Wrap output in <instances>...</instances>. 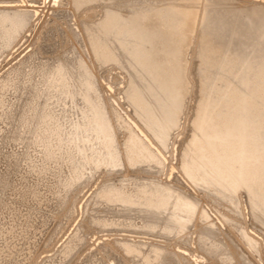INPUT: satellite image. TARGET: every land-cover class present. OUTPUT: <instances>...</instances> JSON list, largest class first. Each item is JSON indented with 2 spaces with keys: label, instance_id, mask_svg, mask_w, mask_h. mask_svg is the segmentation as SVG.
Instances as JSON below:
<instances>
[{
  "label": "bare ground",
  "instance_id": "1",
  "mask_svg": "<svg viewBox=\"0 0 264 264\" xmlns=\"http://www.w3.org/2000/svg\"><path fill=\"white\" fill-rule=\"evenodd\" d=\"M19 1L0 0V64L33 23L29 10L3 5ZM66 1L53 13L52 27L43 25L36 49L0 77V205L4 193L7 197L5 189L14 192L12 188L19 184L23 185L18 194L37 200L42 177L51 174L44 190L50 194L49 208L41 213L37 203L30 206L34 214L42 210V219L0 217V264H264L260 251L264 248V142L255 133L250 135L244 122L254 115L237 110L230 127L215 137L200 133L196 122L199 134L179 160L187 181L204 193V199L164 179L167 165L160 155L180 131V100L190 94L186 86L196 90L198 80L213 73L209 59L218 57L216 44L222 49L216 81L227 70L228 54L238 56L232 67L238 74L231 83L234 88L248 95L253 81L264 77L261 67L251 71L249 60L264 58V5L258 0H187L201 1V6H186L182 0ZM100 11L105 12L103 17ZM72 13L78 20L73 23L68 21L74 19ZM55 36L67 43H62L63 51L56 49L60 41L55 43ZM48 37L55 45L47 42ZM196 39L211 45L210 53L189 70L183 51ZM243 39L246 44L236 48ZM172 40L177 45L170 53ZM47 43L54 53L61 52H50L46 58ZM106 64L122 68L133 86L128 102L141 112L135 127L103 95L98 77ZM155 65L169 78L151 83L149 70ZM245 70L251 71L248 78L239 74ZM168 82L173 86L166 94ZM205 90L210 103L201 104L198 114L209 121L213 104L219 102L214 92ZM89 126L98 131L99 151L93 160L87 155V161L77 140ZM69 137L75 141L66 144ZM228 141L231 145L224 148ZM204 152L208 159L202 163L198 155ZM103 174L98 189L79 207L84 196L80 188ZM77 216L81 217L78 224L56 247L61 226L71 225ZM51 217L57 219L56 226L37 237L42 232L37 228ZM43 247L51 254L41 260Z\"/></svg>",
  "mask_w": 264,
  "mask_h": 264
},
{
  "label": "rangeland",
  "instance_id": "2",
  "mask_svg": "<svg viewBox=\"0 0 264 264\" xmlns=\"http://www.w3.org/2000/svg\"><path fill=\"white\" fill-rule=\"evenodd\" d=\"M61 1H63V0H43V1H40V2L31 3V2H28L27 0H21L19 2L3 3V5L7 6V7L21 6L23 9L29 10L30 13L33 14V23H31V27H35L34 28L35 30L31 31V27L27 28L24 31V34H23L25 39H22L21 43H18V45H15V46L11 47L10 52H9L10 56L6 57V59L0 64V66H1L0 68H2V70L0 72V77L3 75V73L5 71L10 69L12 66L16 65L18 61H20L22 59H25L27 56H29L36 49V46H38L40 44L39 43L40 38L37 35L39 33H43L44 32L43 30H45V27H43V25L46 22L48 23L47 27L48 26L52 27V25L54 23L52 22L51 17H52V15H53V13L55 12L56 9L63 8V6L61 4H59ZM162 1H164V0H161V2ZM182 1H183L182 3L184 5H186V6H188L191 3L192 4H198V5L200 4V6H201V3H202L201 1H199V2H193V1H187V0H182ZM155 2H159V1L157 0ZM258 2H261V4L264 5V0H258ZM69 5L67 4L66 8L71 9V7ZM89 9H87L86 11H88ZM71 11H73V10H71ZM83 11H85V10L83 9ZM73 13H75V11ZM73 13H72V16H71L72 18H74L73 20L68 17L69 18L68 21H71L72 23L77 20L76 16H74L75 14L77 15V13H75V14H73ZM100 13H101V17H103L104 14H105V12H102V11H100ZM124 19H125V17L123 16L122 19L119 22L122 23L124 21ZM158 22H161V21L158 20ZM171 23L173 25H176L177 21L176 20H174V21L171 20ZM64 24L65 23L62 22V25H64ZM64 26L66 27V25H64ZM203 27L204 26H200L201 29ZM81 29H82L81 26H79V25L76 26V31L77 32L81 31ZM50 37L52 38V35H50ZM50 37H48V40L49 39L51 40ZM55 37H56V39L54 37H53V39L55 40L54 42L57 43V41L60 39V37H58V38H57V36H55ZM53 39H52V41L49 40L47 42L53 43ZM61 40H59L60 42L58 41L59 43L56 44L57 45L56 49L60 50L62 48L61 51H63L64 50L63 46H62L63 41H61ZM23 41H25V42L23 43ZM64 42H65V39H64ZM50 43L49 44L47 43L49 51L46 54V56L48 55L46 58H50L49 57L50 55H53V54L57 55V53L59 54L61 52V51L60 52L56 51L54 53L53 50H52L53 46ZM55 43H53V44L55 45ZM198 43H199V40L196 39V41L194 42L193 46L188 45L187 47L184 48L183 53L186 56L185 60L187 61V63H189L188 64V69L189 70H192V66L193 65L194 66L195 65H200L203 62V60H204V56L207 53H210L208 50L210 49L211 45L208 44L209 46L208 45L204 46L203 44H200V43L198 44ZM19 44H21V45H19ZM175 44L177 45V41H173L172 40V46L170 48V53H172L175 50L174 49L175 48ZM245 44H246V41L243 39V40L239 41V43L236 44V48H242ZM63 45L67 46V43H63ZM58 46H59L60 49L58 48ZM216 48L219 49V51L217 53L218 57H213L212 56V58L209 59V65H212V68H214L213 69V73L208 74V77L205 76V78L204 77L200 78V80H198L199 82H198V87L196 88V90L194 89V90L191 91V89H192L191 86L190 85L186 86L187 87V91L186 92L190 93V94H185L184 97H182L181 100H180L181 102H180L179 106H180V109L183 110L182 111L183 112V114H182L183 116H182V120H181L180 131H179V129L176 130V132L174 133V137H172L171 140L168 142L167 147H166L167 148L166 149L167 152H164L163 155L159 153L161 155V157L165 160L166 165H167L166 169H165L166 171L163 174V178L166 179L170 183L179 184L180 186H183L186 189L190 188L195 194H198L202 198L204 196V193L202 191L194 188V185L187 181L186 175L183 172V170L181 169L180 160H179L180 156H181V154L183 152L189 151L190 145L193 144L196 135L199 134V130H200V133H202V134L207 133V134L213 135L215 137V135H218L221 132L222 129L225 131V130L228 129V125L230 127V125H231L230 121L232 120L234 115L238 114L239 110H240L239 112L242 111V113L245 110V111H248V112H250V113H252L254 115V118H247L244 121L246 123L245 125H246V127H247V129L249 131V134L252 135V133H255L256 137L258 138V140L264 142V77H261L259 79H255L253 81L254 87H253V89L250 91V93L248 95H246V91L245 90L234 88V86H232L231 83H233L235 77L238 74L233 72L232 67L236 64V62L238 60V56L237 55H233V54H230V55L228 54L227 57H226L227 66H228L227 70H225V72L223 74L224 76L222 77V79L219 80V81H216L217 79L215 78L214 75H216L218 73L217 72L218 68H219L218 65H219V62H220V57L219 56H220V54H222L221 45L220 44H216ZM54 50H55V48H54ZM49 53H50V55H49ZM44 57H45V55H44ZM249 58H250V56H249ZM249 60H250V64H251V71L255 70V69H258L260 67H261V69H264V58L263 57L262 58L261 57L260 58L259 57L258 58H250ZM108 65L106 64L108 69H107V67L106 68L104 67V69H102L103 75H102V72H101L102 76L100 75L98 77L99 78V84L102 85V86L101 85L100 86H101V88L103 87L102 89L105 92V93H103V95L105 94L104 96L108 97V100L111 101V105L113 106V108H115L117 110V114L122 116L127 121V123L130 124L132 127H135L140 122L141 112H135L132 109V106L128 102V100L131 98V94H132L131 90H132L133 86L131 85V83L126 81L125 74H123L124 72H122L123 71L122 68H120V67L118 68V67L115 66V67H113L114 69H116V68L117 69H121V71L120 70L115 71L112 68L113 65H111V64H108ZM189 65H190V67H189ZM167 67L169 68V70L172 68V66L169 65V64L167 65ZM111 68H112V70H110ZM111 71H113V73H111ZM171 71H174V70L171 69ZM250 72L249 71L247 72V70H245L243 73L241 72L239 74L242 77L248 78ZM99 74H100V72H98L97 75H99ZM118 74L120 75L119 78H118V76H119ZM149 74H150V79L152 80L151 83L158 82L160 80H164V79L169 78V77H166V75H168V74H166L165 71H162V69L160 67L156 66V65L152 66L150 68ZM113 75H116L117 78H115V77L113 78L112 77ZM109 79H111V80H109ZM114 79H116V81ZM157 79H159V80L156 81ZM112 80L115 81V82H117V80H119V81L116 84L115 82L113 83ZM149 83H150V81H149ZM172 86L173 85H172L171 82H168V84L165 85L166 94H169L171 92ZM205 87L208 88L209 91L214 92V95H215V98H216V102L217 101L219 102V103L213 104V109H211L212 118L209 121L208 120L206 121L204 118H201V116H199V114H198V111L200 112L201 109H202L201 104L207 103V101H208L205 98V93H206ZM208 102L210 103V100ZM183 104H184V109H183ZM219 106H221V107H219ZM143 108L144 107H142V109ZM242 113H241V115H242ZM99 122H100V120L98 121V123ZM196 122L199 125V130L198 129L196 130ZM255 122H256V124H254ZM94 123H96V122H94ZM194 124H195V128L192 129V126H194ZM93 126H94V124H93ZM93 126L92 127L91 126L85 127V129L82 132V134H83L82 136L83 137L79 138L78 140L76 139L78 141L77 142L78 146H80L79 147L80 150H84L85 151V152L83 151V154H86V155L85 156L82 155V156H84L83 158L86 159V156L88 155L90 157V159H92V160L97 157V154H98V151H99V149H97V148H99L98 145L95 144V143H97V140H98V131ZM89 131H91V132H89ZM92 134H94V135H92ZM89 137H90V140H88ZM95 137H97V138H95ZM73 140L75 141V139H73V137H69V138H67V143L65 141H64V143L71 144ZM174 140H176L175 143L179 144L178 146L174 143ZM93 141H94V143H92ZM183 141L185 142L184 145H183L184 147L180 146ZM90 143H91V145H90ZM150 144L152 146H154L153 141H151ZM230 145H231V143L228 141L224 145V148H227ZM84 146L86 147V150H85ZM86 151H87L88 154L86 153ZM158 151L160 152V151H163V150L158 148ZM263 151H264V149H263ZM96 152H97V154H96ZM174 155L176 156L177 159H173L172 158ZM88 156H87V161L89 159ZM198 157H199V160L202 161V163L208 159L207 158L208 156L206 155L205 152L204 153H200V155H198ZM0 163H1V167H2V162L0 161ZM67 171H68V169H67ZM204 172L206 173L207 170H205ZM46 173L44 174L45 178L42 177L43 180H41V181H43V185H42V182L40 181V185L38 186V189H39L38 198L39 199L37 198V200H39L38 201L39 203L36 202L37 201L36 199H34V198L32 199L31 196H27V198H26V196L20 195V194L17 193V191L20 189V187L23 184H21V185L19 184L20 186L19 185L14 186L12 188L14 190V192L12 190H9L11 187H9V189L6 188L5 192H6L7 197L5 196V193H4L5 198L3 196L2 203H1L2 205H0L1 206L0 207V217L2 216V218H4V217L6 218L7 217L8 219H10V218H13L16 215L14 217V220H17L18 217H21V220L26 219L27 217H29L30 221H31V219L33 220L35 218H37V219H35V221H38V220L42 219L41 216L43 214H41V213L46 211L49 208V204H50L49 203L50 194H48V191H44V190L46 189V185H49L48 183L51 182L50 181L51 180L50 179L51 178V174H50V172H48L47 174ZM104 174L101 175L94 183L89 184V185H85L82 188H80V190H82V194H84V196L82 197V199L80 200L79 203L77 202L79 207H81L84 204V202L87 201L89 196L98 189V187L101 184V181H102V179L104 177ZM206 174H208V173H206ZM48 177H49L50 180L47 179ZM42 187H44V188H42ZM72 187L74 188V187H76V185H74ZM8 190H9V193H7ZM40 190L43 191V194H42V192ZM45 192H46V194H45ZM8 195L10 196L9 199H8V197H9ZM16 195L18 197H16ZM40 195H41L42 198H40ZM48 195H49V197H48ZM29 197L31 198V200H27ZM21 198H22V200H21ZM46 199H48L49 201L46 200ZM12 200H14V201H12ZM18 200H19V202H18ZM34 200H36V201H34ZM43 200H44V202H43ZM7 201H9V202H7ZM25 201L28 202V204L29 203L30 204L26 205ZM41 201H42V203L40 204ZM20 202H21V204L25 202L24 203L25 207L23 206V204L21 205ZM6 203L7 204L9 203L8 204L9 207H7L8 205ZM34 203L35 204L37 203L36 204L37 207L39 209L43 210V211L39 210V209L34 210L38 214L37 216H36V213L34 214L33 210L30 208L31 204H34ZM245 203H246V201H245ZM51 204H52V202H51ZM12 205L13 206L15 205V207H14L15 210L13 209ZM18 205H21V206L18 207ZM38 205H40V206H38ZM6 207H7V209H6ZM23 207L24 208H26V207L28 208L29 207V208L28 209L26 208L24 210ZM4 209L6 211H4ZM10 209L13 212V214L10 211ZM7 210H9L8 211L9 213L7 212ZM19 210H21L22 212L24 210L26 212H23V213L21 212L20 213ZM16 211L17 212L19 211L20 216H19V213H17ZM39 212H41L40 213L41 216H40ZM24 214H26V215H24ZM33 214L36 217H34ZM17 215H18V217H17ZM216 215H218V214H216ZM38 217H40V218L38 219ZM18 219L20 220V218H18ZM80 219H81V217L77 216L71 225L68 224V223H65V224H63L61 226V229L59 230V233L57 235V239L59 237V238H61V240L58 242L56 247H58V246L60 247V244H62L64 242V240L67 239L68 234H70V231L75 228V226L78 224ZM59 220H61V219L59 218ZM54 221H56V222H54ZM52 223H54V224L52 225ZM55 223L57 224V219H55L53 217L48 218L45 223H42V225L37 228V231L39 229H41L42 232L45 231V232H43L44 234L42 232L41 233L39 232V235L37 234L36 236L37 237L38 236L41 237L42 235L46 236V232H50L48 229H50L52 231V228H54L56 226ZM44 226H45L46 229L44 228ZM41 230H39V231H41ZM249 230H250L251 233L255 232L252 229H249ZM94 238H95V236H93L90 239V243L92 242V240H94ZM43 248H42L40 256H39V259L41 258V260L46 258L48 256V254H51V250L48 251V250H46V248H44V249ZM260 249H261L260 251L262 252V256H264V252H263L264 248L263 249L260 248Z\"/></svg>",
  "mask_w": 264,
  "mask_h": 264
}]
</instances>
